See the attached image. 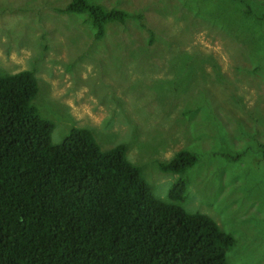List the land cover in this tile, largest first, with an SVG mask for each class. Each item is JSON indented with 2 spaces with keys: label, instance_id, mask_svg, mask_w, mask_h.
Masks as SVG:
<instances>
[{
  "label": "rangeland",
  "instance_id": "rangeland-1",
  "mask_svg": "<svg viewBox=\"0 0 264 264\" xmlns=\"http://www.w3.org/2000/svg\"><path fill=\"white\" fill-rule=\"evenodd\" d=\"M89 1L132 17L96 39L86 14L61 11L69 0H0V72H34L52 143L73 127L102 150L124 143L155 197L182 177L174 203L235 237L229 264H264V0ZM181 148L195 165L163 172Z\"/></svg>",
  "mask_w": 264,
  "mask_h": 264
},
{
  "label": "trees",
  "instance_id": "trees-1",
  "mask_svg": "<svg viewBox=\"0 0 264 264\" xmlns=\"http://www.w3.org/2000/svg\"><path fill=\"white\" fill-rule=\"evenodd\" d=\"M61 11L86 14L96 39L131 14L89 0H69ZM37 92L32 70L0 72V264H229L235 237L174 203L183 199L182 177L157 198L148 182L158 180L130 162L124 143L102 150L85 127L52 143ZM258 152L264 161V142ZM214 153L221 166L224 150ZM196 161L181 148L158 166L181 175Z\"/></svg>",
  "mask_w": 264,
  "mask_h": 264
},
{
  "label": "clouds",
  "instance_id": "clouds-1",
  "mask_svg": "<svg viewBox=\"0 0 264 264\" xmlns=\"http://www.w3.org/2000/svg\"><path fill=\"white\" fill-rule=\"evenodd\" d=\"M103 35V34H102Z\"/></svg>",
  "mask_w": 264,
  "mask_h": 264
}]
</instances>
